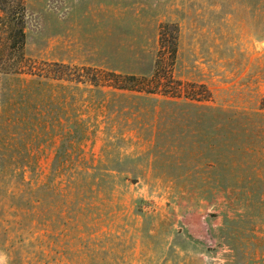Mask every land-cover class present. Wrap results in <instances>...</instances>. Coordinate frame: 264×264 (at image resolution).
Returning a JSON list of instances; mask_svg holds the SVG:
<instances>
[{"label":"rangeland","instance_id":"rangeland-1","mask_svg":"<svg viewBox=\"0 0 264 264\" xmlns=\"http://www.w3.org/2000/svg\"><path fill=\"white\" fill-rule=\"evenodd\" d=\"M10 5L0 264H264V0H25L26 60ZM162 22L175 77L211 100L71 74L151 76Z\"/></svg>","mask_w":264,"mask_h":264},{"label":"trees","instance_id":"trees-1","mask_svg":"<svg viewBox=\"0 0 264 264\" xmlns=\"http://www.w3.org/2000/svg\"><path fill=\"white\" fill-rule=\"evenodd\" d=\"M10 3L9 11L6 14H13L14 22L10 25V31L7 33L9 47L20 57H25V39L24 30L26 6L25 0H0V2ZM16 7V9H10ZM180 29L176 23L162 22L159 26V50L157 53L155 71L151 76L124 74L113 70H107L92 66H81L77 75V80L87 81L94 85L112 86L115 88L131 89L145 91L148 93H162L173 97L185 96L196 100H211L212 91L205 83L188 82L177 79L174 75V65L179 50ZM2 50L0 49V60ZM55 65L59 63H54ZM68 67L70 65L65 64ZM73 68L76 66L72 65ZM77 69V68H76ZM78 70V69H77ZM14 71L22 73L24 69L17 67ZM32 72V71H31ZM33 74L36 72H32ZM40 74V73H39Z\"/></svg>","mask_w":264,"mask_h":264}]
</instances>
